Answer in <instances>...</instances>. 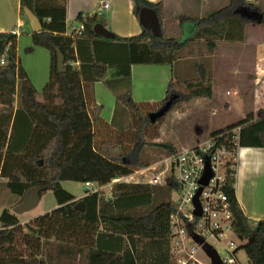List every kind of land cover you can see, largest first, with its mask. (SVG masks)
I'll list each match as a JSON object with an SVG mask.
<instances>
[{
	"label": "trees",
	"instance_id": "obj_1",
	"mask_svg": "<svg viewBox=\"0 0 264 264\" xmlns=\"http://www.w3.org/2000/svg\"><path fill=\"white\" fill-rule=\"evenodd\" d=\"M137 17L141 8L156 6L144 0H133ZM255 8L244 0H229L227 7L201 19L180 16L177 23L195 26L193 34L182 42L152 36L148 30L135 37L103 39L93 32L94 25L104 21L96 15L87 17L79 36L65 33L64 16L46 23L35 12V0H19L23 9L34 14L42 30L31 34L32 46L45 48L50 55L49 78L41 93L45 102L37 101L16 54V36L0 32V179L4 187L21 197L35 185L52 184L50 189L57 207L24 223L3 209L0 213V264H171L168 255L169 217L175 211L171 188L167 199L141 210L149 202L151 187L141 183L111 181L145 169L154 162L145 156L147 149H157L163 156L177 150L168 143H154L147 131L160 122L182 101L214 99V83L203 64H195L196 77L174 82L173 70L165 96L154 103L135 102L131 96L130 68L133 65H168L181 58L194 42L213 52L218 43L241 42L252 23L231 14L237 7ZM64 9L63 4L48 6ZM263 14V13H262ZM80 17V16H79ZM261 25H264V14ZM105 51L109 57H104ZM31 48H25L29 53ZM57 52L62 57L58 71ZM112 60V61H111ZM1 61L3 63L1 64ZM74 63L73 65H71ZM102 83L115 97L110 123L100 117L94 102L92 86ZM178 83V84H177ZM184 90L180 91L177 86ZM177 95L171 109L155 123L148 115ZM117 106L122 107L118 114ZM120 119V120H119ZM125 123H127L125 125ZM239 128L240 147L264 148V111L252 112L218 130L214 136ZM113 136V141L108 137ZM19 140V141H18ZM81 185L91 183L99 190H85L75 200L62 189L61 182ZM225 193L233 216L236 237L245 242L249 264H264V220L247 219L234 194L235 170L227 178ZM110 186L105 196L101 188ZM81 202L82 210L75 209ZM156 244L146 252L145 245ZM142 244V245H141Z\"/></svg>",
	"mask_w": 264,
	"mask_h": 264
},
{
	"label": "crops",
	"instance_id": "obj_2",
	"mask_svg": "<svg viewBox=\"0 0 264 264\" xmlns=\"http://www.w3.org/2000/svg\"><path fill=\"white\" fill-rule=\"evenodd\" d=\"M37 6L36 13L46 23H50L54 17L64 16L65 33L78 26L83 18L95 15V10L99 6L98 0H35ZM109 9L99 19L107 22L106 28L114 36L120 38H130L138 36L144 30L133 12V2L131 0H108ZM156 6L161 33L166 38L170 37L163 31V24H167L180 16L193 18H203L218 9L227 7L228 0H144ZM225 1V4L222 2ZM246 3L257 7L251 0H244ZM63 4L64 9H52L48 6ZM153 9V8H152ZM207 9L208 14L204 15L203 10ZM234 14V11H231ZM80 16V17H79ZM78 23V24H75ZM104 27L105 24H103ZM188 38L195 31V26L191 25ZM18 28L20 34L16 38V54L20 59L21 66L25 71L30 83L35 88L37 94L40 93L49 78L50 55L42 47L32 46L31 34L28 24L19 14V0H0V32H10ZM180 32L182 28H179ZM182 33V32H181ZM180 36V34H179ZM178 36V37H179ZM177 38V37H176ZM104 39V38H103ZM112 40V39H111ZM223 43V42H222ZM106 46V45H105ZM31 48L29 53H25V48ZM104 49V57H109ZM257 56L264 59V45L257 44ZM112 61V60H111ZM264 72V70L262 69ZM172 68L168 65H133L130 68L131 96L135 102L154 103L161 101L165 96L168 82L171 79ZM264 85V84H263ZM92 96L94 102L100 107V117L110 123L115 109V97L102 83L96 82L92 86ZM258 91V90H256ZM261 91V92H260ZM258 91L252 99L253 110L250 112L254 116L258 110L264 111V88ZM41 99V98H40ZM41 101V100H40ZM236 101V100H235ZM237 102V101H236ZM234 194L236 201L243 215L251 221L264 220V148L260 147H238L236 153ZM82 196H74L81 198Z\"/></svg>",
	"mask_w": 264,
	"mask_h": 264
},
{
	"label": "rangeland",
	"instance_id": "obj_3",
	"mask_svg": "<svg viewBox=\"0 0 264 264\" xmlns=\"http://www.w3.org/2000/svg\"><path fill=\"white\" fill-rule=\"evenodd\" d=\"M131 1L133 2V0ZM250 2L255 3L257 5L256 9L264 14V0H251ZM222 3L225 4V1ZM228 4L229 0L227 1ZM208 12L207 9L203 10L204 15L208 14ZM101 21H104L103 18ZM104 24L105 28L109 26L107 22ZM169 26L171 27L170 31H168L167 24L164 23L163 31L166 29L165 34L170 36L168 38L173 41H184L188 38L191 31V25L184 24L181 33L175 19L169 23ZM257 44L264 45V25L261 24L250 25L246 30L243 41L218 43L213 52L207 51L203 44L199 46L198 42H194L192 46H189L186 51L190 50L192 54L188 56V54L182 53L181 58L172 63L173 81L179 83L194 79L196 77L194 65L203 64L214 83V99L211 101L199 98L182 101L180 109L174 108L169 111L160 122L147 131L146 137L154 143L171 144L178 151L201 143L208 138L212 131L244 118L249 111L253 110V96L264 88V72L262 71V69L264 70V59H256ZM177 89L180 91L184 90L179 85ZM227 91H236L237 95L228 96L226 95ZM36 98L37 101L41 100L40 102L46 103L41 92L36 95ZM117 109L119 111L117 115H120L119 113H121L123 108L117 106ZM107 139L113 141L114 138L110 136ZM145 156L152 163L158 161L163 156V153L157 149H147ZM4 182V180L0 179V213L3 209H7L12 213V208L20 199H16L14 195L7 191L4 187ZM60 185L63 190L76 197L84 194L83 185L81 184L66 181L61 182ZM109 188L110 186L107 185L100 190L107 196L110 192ZM85 189L89 191V189ZM93 189L99 190L96 185H93ZM167 196L168 190L165 187L152 186L149 202L141 210L157 205L159 201L167 199ZM175 196V192L172 191L170 194L172 201L175 200ZM76 197L75 200L78 199ZM56 207V200L52 191L45 190L41 193L40 201L35 208L20 215H14L23 225ZM235 241L239 245L241 244L240 241L236 239ZM144 247L146 252H151L156 249V244H147ZM198 256L203 263L208 264L202 253H199ZM237 257L241 264H248L244 250L239 249ZM77 264H81V257Z\"/></svg>",
	"mask_w": 264,
	"mask_h": 264
},
{
	"label": "built area",
	"instance_id": "obj_4",
	"mask_svg": "<svg viewBox=\"0 0 264 264\" xmlns=\"http://www.w3.org/2000/svg\"><path fill=\"white\" fill-rule=\"evenodd\" d=\"M98 1L95 15L101 17L109 9V1ZM85 19L70 29L68 35H81ZM10 33L17 37L20 31L15 28ZM226 95L236 96L237 92L227 91ZM238 147L239 128H234L208 136L201 143L162 156L145 169L111 181V184L122 182L162 186L175 192V211L169 217L168 255L171 264H205L200 260L199 253L211 264L202 249L204 245L216 252L222 264H241L237 252L245 242L240 241L234 233L233 216L225 193L227 178L236 167ZM205 175L208 178L202 184ZM84 186L90 192L97 191L91 183ZM197 208L199 215L195 214ZM235 239L241 244L236 243Z\"/></svg>",
	"mask_w": 264,
	"mask_h": 264
},
{
	"label": "water",
	"instance_id": "obj_5",
	"mask_svg": "<svg viewBox=\"0 0 264 264\" xmlns=\"http://www.w3.org/2000/svg\"><path fill=\"white\" fill-rule=\"evenodd\" d=\"M23 13L27 21L28 27L32 33H37L42 30L41 23L34 14H32L26 8L23 9ZM234 14L240 17L241 19L256 24H261L263 19V14L259 10H257L256 8H250L246 6H240L239 8L234 10ZM137 16H138L139 24L143 29L148 30L154 37H158L161 35V29H160L157 13L154 9L149 7L141 8L139 9ZM93 32L95 35L107 40H111L114 38V34L108 31L100 23L94 25ZM56 63H57L56 65L58 71H61L62 57L59 52H57L56 55ZM176 99H177V95H171L169 99L165 101V103L157 111L150 113L148 115L150 122L155 123L157 119L162 118L171 109ZM207 178L208 175H205L204 178L201 180V183L205 184ZM51 188H52V184L35 185L33 188H31L27 193H25L21 197L20 201L12 208L11 210L12 213L16 215H20L35 208L40 201L41 193L45 190H50ZM82 189L85 192L86 189L84 185L82 186ZM194 201L196 207H198L196 199ZM74 208L77 210H82L81 202H78ZM195 214L199 215L198 208ZM202 249L205 252V254L210 258L211 264H222L216 252L210 246L204 245Z\"/></svg>",
	"mask_w": 264,
	"mask_h": 264
},
{
	"label": "flooded vegetation",
	"instance_id": "obj_6",
	"mask_svg": "<svg viewBox=\"0 0 264 264\" xmlns=\"http://www.w3.org/2000/svg\"><path fill=\"white\" fill-rule=\"evenodd\" d=\"M237 8H239V7H237ZM237 8H236V9H237ZM236 9H235V10H236Z\"/></svg>",
	"mask_w": 264,
	"mask_h": 264
}]
</instances>
